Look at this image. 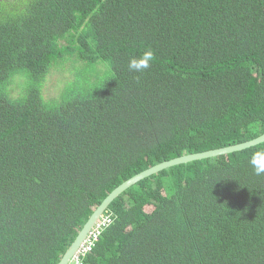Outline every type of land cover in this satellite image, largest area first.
<instances>
[{"label": "trees", "instance_id": "1", "mask_svg": "<svg viewBox=\"0 0 264 264\" xmlns=\"http://www.w3.org/2000/svg\"><path fill=\"white\" fill-rule=\"evenodd\" d=\"M263 133L264 0H0V264H57L124 181ZM256 151L139 181L80 264H264Z\"/></svg>", "mask_w": 264, "mask_h": 264}, {"label": "water", "instance_id": "2", "mask_svg": "<svg viewBox=\"0 0 264 264\" xmlns=\"http://www.w3.org/2000/svg\"><path fill=\"white\" fill-rule=\"evenodd\" d=\"M264 143V133L252 140L231 145L228 147L208 150L200 153H194L189 154L185 156H180L174 159H171L169 161H165L162 163H159L155 166H152L134 176L129 178L128 180L124 181L122 184H120L118 187H116L114 190H112L107 197L101 202V204L96 208V210L90 215V217L87 219L85 224L83 225L82 229L79 231L77 236L75 237L74 241L70 244L62 258L57 264H69L70 261L74 258L79 246L82 244V242L86 239L87 235L91 231V229L94 227V225L97 223V221L100 219V217L103 215V213L107 210L109 205L118 197L120 196L124 191L138 183L139 181L155 175L167 168L174 167L177 165L185 164L191 161H198L203 159H209L221 155H226L234 152H240L245 149L257 146L259 144Z\"/></svg>", "mask_w": 264, "mask_h": 264}, {"label": "clouds", "instance_id": "3", "mask_svg": "<svg viewBox=\"0 0 264 264\" xmlns=\"http://www.w3.org/2000/svg\"><path fill=\"white\" fill-rule=\"evenodd\" d=\"M154 59V51L151 48H145L141 54L129 59L128 69L132 72L142 73L151 67ZM248 162L256 175H264V151L254 152Z\"/></svg>", "mask_w": 264, "mask_h": 264}, {"label": "built area", "instance_id": "4", "mask_svg": "<svg viewBox=\"0 0 264 264\" xmlns=\"http://www.w3.org/2000/svg\"><path fill=\"white\" fill-rule=\"evenodd\" d=\"M110 215L103 214L94 227L91 229L89 234L87 235L85 241L82 243L80 248L77 250L74 258L71 260L70 264H80V257L85 256L87 253L91 251V248L94 244V241L97 239L99 233L103 230L105 226H107L111 219Z\"/></svg>", "mask_w": 264, "mask_h": 264}, {"label": "bare ground", "instance_id": "5", "mask_svg": "<svg viewBox=\"0 0 264 264\" xmlns=\"http://www.w3.org/2000/svg\"><path fill=\"white\" fill-rule=\"evenodd\" d=\"M103 214H104V213H103ZM84 241H85V240H84ZM84 241H83V242H84ZM83 242H82V243H83ZM81 245H82V244H81ZM81 245H80V246H81ZM80 246H79V248H80ZM79 248H78V249H79Z\"/></svg>", "mask_w": 264, "mask_h": 264}]
</instances>
